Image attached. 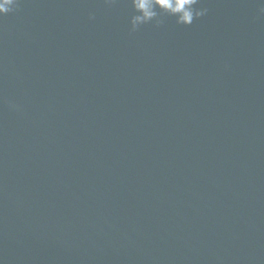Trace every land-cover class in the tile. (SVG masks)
I'll list each match as a JSON object with an SVG mask.
<instances>
[{"label":"water","instance_id":"1","mask_svg":"<svg viewBox=\"0 0 264 264\" xmlns=\"http://www.w3.org/2000/svg\"><path fill=\"white\" fill-rule=\"evenodd\" d=\"M203 5L0 15V264H264V15Z\"/></svg>","mask_w":264,"mask_h":264},{"label":"clouds","instance_id":"2","mask_svg":"<svg viewBox=\"0 0 264 264\" xmlns=\"http://www.w3.org/2000/svg\"><path fill=\"white\" fill-rule=\"evenodd\" d=\"M116 2L117 0H104L109 6ZM258 3L259 14L264 15V0H258ZM130 4L134 10L130 17L132 32L150 23L159 27L167 17H174L179 25L190 26L208 13L203 0H130ZM18 6L19 0H0V15L15 11ZM89 19H95V14L90 13Z\"/></svg>","mask_w":264,"mask_h":264}]
</instances>
